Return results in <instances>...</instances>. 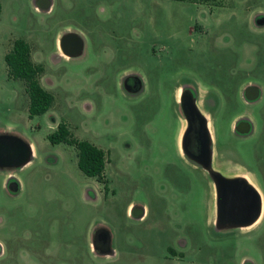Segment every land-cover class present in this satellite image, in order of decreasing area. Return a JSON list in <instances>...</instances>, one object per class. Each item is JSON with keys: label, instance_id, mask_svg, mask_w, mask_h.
Returning a JSON list of instances; mask_svg holds the SVG:
<instances>
[{"label": "rangeland", "instance_id": "374dc122", "mask_svg": "<svg viewBox=\"0 0 264 264\" xmlns=\"http://www.w3.org/2000/svg\"><path fill=\"white\" fill-rule=\"evenodd\" d=\"M1 1L0 133L34 153L23 167L0 169V264H264V210L250 228L217 226L215 186L180 151L176 101L181 87L195 90L213 165L248 174L264 193V0H50L48 10ZM67 30L85 44L71 60L57 57ZM18 38L54 95L32 117L4 60ZM126 75L141 79L137 94L122 88ZM249 84L262 92L255 103L242 95ZM241 118L250 135L234 133ZM62 122L106 152L105 182L79 170L73 146L50 142ZM99 226L112 256L89 253Z\"/></svg>", "mask_w": 264, "mask_h": 264}, {"label": "water", "instance_id": "95a60500", "mask_svg": "<svg viewBox=\"0 0 264 264\" xmlns=\"http://www.w3.org/2000/svg\"><path fill=\"white\" fill-rule=\"evenodd\" d=\"M64 53L65 47H61ZM82 47H80V51ZM250 88H246V91ZM256 97L258 89H254ZM187 127L181 137V147L185 155L203 166L210 174L216 189L217 226L219 228L246 227L252 225L261 214L259 192L243 176L229 177L211 167V132L207 117L200 111L194 98L182 104ZM250 129L248 121H239L235 130L246 133ZM203 150V151H202ZM31 144L22 137L0 133V169H17L26 165L32 158ZM17 183L10 190L16 191Z\"/></svg>", "mask_w": 264, "mask_h": 264}, {"label": "trees", "instance_id": "16d2710c", "mask_svg": "<svg viewBox=\"0 0 264 264\" xmlns=\"http://www.w3.org/2000/svg\"><path fill=\"white\" fill-rule=\"evenodd\" d=\"M2 1L0 0V15ZM7 76L24 83L28 98L29 116L45 113L54 102V95L40 83L43 66L32 60L30 45L23 39H15L12 48L4 56ZM48 139L51 143H66L76 149L77 166L88 177L105 182V169L108 162L106 152L87 140L76 138L66 123H60Z\"/></svg>", "mask_w": 264, "mask_h": 264}, {"label": "flooded vegetation", "instance_id": "af4514ba", "mask_svg": "<svg viewBox=\"0 0 264 264\" xmlns=\"http://www.w3.org/2000/svg\"><path fill=\"white\" fill-rule=\"evenodd\" d=\"M35 2L37 3V6L40 7V9L48 10L50 0H35ZM56 47H57V57L58 58H63L65 60H71L73 58L78 57L79 55H81L83 53L85 44H84L82 38L78 34H76L73 31L67 30L64 33L60 34V36L58 37ZM61 47H65L66 53L63 52ZM80 47H82L81 51H80ZM40 80H41V77H40ZM121 85H122V88L124 89V91L129 95L137 94L142 88L141 79L137 75H126L122 79ZM246 88H250V89H248L246 91ZM254 89L255 90L258 89L259 94L256 97L251 98V96L255 95ZM261 93L262 92H261L260 87H258L255 84H249V85L245 86L243 91H242L243 97L249 103L257 102L261 98ZM191 98H194L196 101V104H197V93L191 87H181L180 90L179 89L177 90L176 101L180 107L181 113L183 115V119L185 120V128L187 127V119H186L185 115L183 114L182 104L184 103V106L186 107L187 101ZM200 111L203 113V111L201 109H200ZM242 120L248 121L250 123V129L246 133H239L235 130L236 124ZM208 126H209V121H208ZM185 128H184V130H185ZM252 128H253L252 123L248 118H241V119L236 120V122H235L234 133H236L238 135H242V136H247V135H250ZM210 132H211V130H210ZM211 138H212V142H213L212 135H211ZM212 142H211V147H212ZM179 147H180L181 153L186 158L189 159V157L187 155H185V153L182 150L181 138L179 140ZM189 160H191V159H189ZM192 162L195 163L200 168H202L207 173V175L210 177L212 183L214 184L209 172L200 164H198L194 161H192ZM211 167L214 170L219 171L220 173H222L225 176H229V177L240 176V174H231V175L227 174L224 171L220 170L219 168L215 167V165H213V150H212V156H211ZM16 191H12V192H16ZM216 208H217V204H216ZM141 215H142V210L139 208V206L133 207L132 216L139 218V217H141ZM240 228H243V227H240ZM88 250H89L90 254H92L93 256L98 257V258H103V255L104 256L114 255V249H113V245H112V237H111L110 232L106 228H103V226L96 227L93 230V233L89 239Z\"/></svg>", "mask_w": 264, "mask_h": 264}, {"label": "crops", "instance_id": "0c3cea01", "mask_svg": "<svg viewBox=\"0 0 264 264\" xmlns=\"http://www.w3.org/2000/svg\"><path fill=\"white\" fill-rule=\"evenodd\" d=\"M31 147H32V150H33V153H34L33 145H31ZM238 174H240V173H238ZM240 176L245 177V178L248 180V182H249L250 184H252L253 187H255V189L259 192L260 197H261V214H260L259 218H258V219H257L252 225H250V226H246V227H243V228L247 229V228H250V227L254 226L255 224H257V222L259 221V219H260V217H261V215H262V212H263V210H264V193H263L262 189L260 188V186H259V185H258V184H257L252 178H251V176H249V175L246 174V173H241ZM132 206H133V203H130V205H129V209H130ZM135 206H136V205H134L133 207H135Z\"/></svg>", "mask_w": 264, "mask_h": 264}]
</instances>
